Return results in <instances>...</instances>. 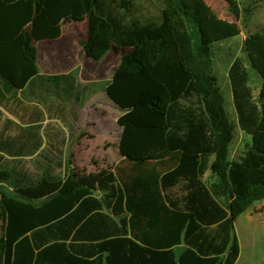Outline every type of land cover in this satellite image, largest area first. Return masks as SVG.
<instances>
[{"label": "trees", "instance_id": "obj_1", "mask_svg": "<svg viewBox=\"0 0 264 264\" xmlns=\"http://www.w3.org/2000/svg\"><path fill=\"white\" fill-rule=\"evenodd\" d=\"M79 22L90 60L120 55L105 93L121 110L123 159L74 178L60 145L51 153L38 134L30 152L1 142L0 264H235V223L264 200V33L246 38L247 66L237 59L229 71L244 146L236 161L212 45L240 30L202 0H161L150 18L130 0H0V95L34 79L57 90L65 76L38 74L33 41L58 39L63 25ZM25 156L40 170L5 162Z\"/></svg>", "mask_w": 264, "mask_h": 264}, {"label": "crops", "instance_id": "obj_2", "mask_svg": "<svg viewBox=\"0 0 264 264\" xmlns=\"http://www.w3.org/2000/svg\"><path fill=\"white\" fill-rule=\"evenodd\" d=\"M77 24L63 25L58 39L33 41L37 52L38 74L50 77L64 75L65 79L60 82L57 90L49 84H45L46 89H44L34 79L32 84L26 86L24 90L13 91L11 96L2 91L0 129L11 125L12 132L9 134L11 140L0 132V143L7 141L17 152H30L38 134L42 139V147L46 146L51 153H55L60 145L62 158L66 162L67 150L78 139L82 130L93 135L89 141L95 144L101 135L110 137L111 132L118 129L119 135L116 142L112 143V152L110 145L105 146L102 152L94 149L92 152L117 154L120 161L123 157L119 151L121 129L117 126V119L121 115V110L107 98L105 93L106 86L111 81L119 61L107 59L108 53L100 61L90 60L80 45V42L86 38V31L81 27L77 30L78 32H75ZM62 88L65 89L66 96L70 100L68 106L60 103ZM41 91L51 95L48 102L44 104L38 101ZM82 92L88 97L87 105L78 104V99L74 98V95ZM102 99L107 100L108 106L100 102ZM37 125H42L40 131L35 129ZM41 131L49 137L41 136L39 134ZM23 158H29V156Z\"/></svg>", "mask_w": 264, "mask_h": 264}, {"label": "rangeland", "instance_id": "obj_3", "mask_svg": "<svg viewBox=\"0 0 264 264\" xmlns=\"http://www.w3.org/2000/svg\"><path fill=\"white\" fill-rule=\"evenodd\" d=\"M111 1L121 0H106L107 4ZM133 3L134 9L141 17L150 18L159 16L161 9V0H130ZM205 2L211 10L216 14L220 20L233 23L239 27L240 33L238 36L229 38L212 45V57L214 62V74L217 77L218 85L224 96V107L226 113L232 123L234 130V139L229 147V159L238 160L241 156L243 146V135L240 130L237 114L233 105L231 84L229 79V71L233 63L240 59L241 62L246 65L243 44L246 38L255 33H264V0H231L237 8L239 16L236 17L230 10V3L227 0H202ZM112 13L115 17L122 18L123 10L117 8L116 4H110ZM129 18H127L128 20ZM77 29L84 28L86 31V23H78ZM120 55L110 51L107 55V59L118 62ZM251 87L254 90V96H257L260 81L257 76L251 74ZM62 88V99L60 103L68 106L70 104L69 98L66 96ZM11 96L10 94H7ZM51 95L47 92L41 91L38 101L42 104L48 102ZM75 99H78V104H84L88 102V97L82 93L74 95ZM11 100V97H10ZM103 105L108 106V102L105 99L100 101ZM31 123V122H30ZM32 125V124H31ZM34 125V123H33ZM42 126V125H38ZM39 131V130H38ZM7 136L8 140H11L12 126L6 125V128L0 129ZM110 137L101 135L98 137V142L92 144L89 141L93 135L84 130L81 131L80 136L76 139L67 150V166L68 169L65 175L71 174L74 178L90 177L98 174L101 171H107L114 168L119 161V156L110 154H98L95 151H100L104 147L110 145L111 152L113 151L112 143L116 142L119 135L118 129L115 132H111ZM44 137V132L39 133ZM114 135V136H113ZM96 138V137H94ZM88 143V144H87ZM92 149L95 151L92 152ZM6 164L13 166L16 162H20L19 165L32 173L40 170V163L35 157L12 159V157H6ZM56 172L60 173V170L56 168ZM206 181H213L214 178L211 172L206 173ZM1 225V221H0ZM235 235L238 239L240 248V254L235 264H264V200L256 202L248 211L242 214L235 223L234 229Z\"/></svg>", "mask_w": 264, "mask_h": 264}]
</instances>
